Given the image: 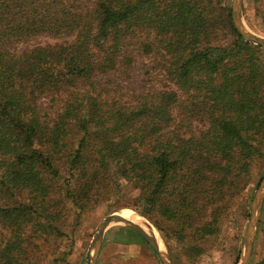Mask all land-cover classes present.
I'll use <instances>...</instances> for the list:
<instances>
[{
    "label": "trees",
    "instance_id": "obj_1",
    "mask_svg": "<svg viewBox=\"0 0 264 264\" xmlns=\"http://www.w3.org/2000/svg\"><path fill=\"white\" fill-rule=\"evenodd\" d=\"M263 87L215 0H0V264L113 203L197 264L264 157Z\"/></svg>",
    "mask_w": 264,
    "mask_h": 264
},
{
    "label": "rangeland",
    "instance_id": "obj_2",
    "mask_svg": "<svg viewBox=\"0 0 264 264\" xmlns=\"http://www.w3.org/2000/svg\"><path fill=\"white\" fill-rule=\"evenodd\" d=\"M215 3L220 7H222L223 4L230 6L231 0H215ZM253 9L254 0H242V14L246 27L256 34L264 36V23H261L260 20L256 19ZM40 40L53 42L47 38ZM143 60L144 62H150L148 58H144ZM153 75L154 76L149 78L145 84L161 86L163 83L161 76L155 75V73ZM194 125H198V123L194 122ZM252 171L253 175L250 178L248 188L246 189L245 193L241 194L234 200L229 213L223 222L222 231L220 234L218 236L204 239L201 242L204 253L199 257L197 264L238 263L242 238L249 214L250 202L259 184V181L264 174V157L254 162ZM263 206L264 199L260 210L259 223L253 241L252 257L249 264H264ZM119 211L120 213L124 211H130L132 213L138 214L128 205L124 206L118 203H113L109 206H105V204H99L92 210L83 213L79 220L76 219L73 214L65 215L64 223L61 226L62 231H65L66 233L65 235H60L59 237L48 235L49 240L47 242H37L36 245L32 243L33 246L31 245V248L35 252V263L85 264L86 252L98 223L106 215ZM145 219L150 222L147 218ZM105 233L106 237L101 246L99 254L100 257L97 262L98 264H151L147 254L145 256L142 250L134 247L127 249V245L129 244H124L123 242L118 243L114 241L119 239L123 240L129 235L127 240L132 241L134 237V240L132 241L134 242L136 241L135 239H139L138 234L133 233L131 230L121 225L110 226ZM157 233L162 239L161 241L170 256L172 263L185 264L183 256H181L178 249L173 245V242L163 238L158 230ZM130 235H133V237L131 238ZM64 252H66L65 257H61V253Z\"/></svg>",
    "mask_w": 264,
    "mask_h": 264
},
{
    "label": "water",
    "instance_id": "obj_3",
    "mask_svg": "<svg viewBox=\"0 0 264 264\" xmlns=\"http://www.w3.org/2000/svg\"><path fill=\"white\" fill-rule=\"evenodd\" d=\"M230 14L233 27L237 33L245 41L264 48V36L256 34L246 27L242 14V0H231ZM263 199L264 174L261 177L250 202L247 224L242 238L241 251L237 264H249L251 261L253 241L259 223V215ZM113 225L127 227L140 235L156 254L160 264H173L165 246L163 252L160 250L157 238L151 229H144L141 225L130 219H126L120 214V211L106 215L98 223L86 252L85 264H97V258L102 245L104 233L110 226Z\"/></svg>",
    "mask_w": 264,
    "mask_h": 264
},
{
    "label": "crops",
    "instance_id": "obj_4",
    "mask_svg": "<svg viewBox=\"0 0 264 264\" xmlns=\"http://www.w3.org/2000/svg\"><path fill=\"white\" fill-rule=\"evenodd\" d=\"M127 229H129V228H127ZM129 230H131V229H129ZM132 232L135 233L134 231H132ZM135 234H137V233H135ZM105 235H106V233H104L103 241L105 240V237H106ZM130 236H131V238L133 237V235H130ZM128 237H129V235L126 238H124L123 240L119 239V240H114V241L118 242V243L123 242L124 244H129V245H127V247H128L127 249H131L132 247L138 248L139 250H142V252H144L145 256L147 254L148 258L150 259L151 264H160L157 257H156V254L152 251V249L148 246L147 242L142 237L139 236V239H135L136 241H134V242H132L134 240V237H133L132 241H128L127 240ZM103 241H102V244H103ZM100 250H101V248H100ZM146 252H148V253H146ZM99 254H100V251H99ZM99 257L100 256L98 255L97 262H98Z\"/></svg>",
    "mask_w": 264,
    "mask_h": 264
},
{
    "label": "bare ground",
    "instance_id": "obj_5",
    "mask_svg": "<svg viewBox=\"0 0 264 264\" xmlns=\"http://www.w3.org/2000/svg\"><path fill=\"white\" fill-rule=\"evenodd\" d=\"M123 217H125L126 219H130L132 220L133 222L141 225L144 229H151V231L153 232V234L156 236L157 238V241H158V245H159V248L160 250L163 252L164 251V245L162 243V239L159 237L158 233H157V230L155 229V227L150 223L148 222L144 217L138 215V214H135V213H132L130 211H124L122 213H120ZM136 217V218H135ZM138 218V219H137ZM139 220V221H138Z\"/></svg>",
    "mask_w": 264,
    "mask_h": 264
}]
</instances>
